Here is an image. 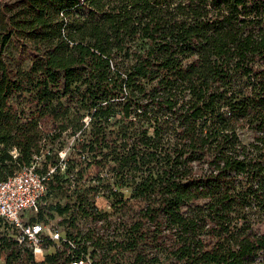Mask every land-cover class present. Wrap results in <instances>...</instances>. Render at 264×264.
<instances>
[{
	"label": "trees",
	"instance_id": "16d2710c",
	"mask_svg": "<svg viewBox=\"0 0 264 264\" xmlns=\"http://www.w3.org/2000/svg\"><path fill=\"white\" fill-rule=\"evenodd\" d=\"M34 162L37 264H264V0H0V181Z\"/></svg>",
	"mask_w": 264,
	"mask_h": 264
},
{
	"label": "built area",
	"instance_id": "2783aa9c",
	"mask_svg": "<svg viewBox=\"0 0 264 264\" xmlns=\"http://www.w3.org/2000/svg\"><path fill=\"white\" fill-rule=\"evenodd\" d=\"M58 158L62 170L64 153L59 152ZM35 167L36 162L31 163L0 181V221L14 230L12 237L16 244L26 247L34 258L45 254L48 248L54 249L51 246L44 248L48 242L53 246L66 242L73 248L69 241L64 240L63 231L57 224L35 220L40 209H45L48 205L46 181L53 172V168L47 166L44 174H38ZM96 196L99 197L100 194ZM68 264H89V261L84 257Z\"/></svg>",
	"mask_w": 264,
	"mask_h": 264
},
{
	"label": "rangeland",
	"instance_id": "374dc122",
	"mask_svg": "<svg viewBox=\"0 0 264 264\" xmlns=\"http://www.w3.org/2000/svg\"><path fill=\"white\" fill-rule=\"evenodd\" d=\"M3 1H8V0H3ZM93 177V175H86V178H89V177ZM103 191V190H102ZM125 195H126V193H125ZM93 203H94V205H95V207H97V209H99V210H103V211H108V208H107V206H106V202H105V200L101 197V196H96V197H94V200H93ZM37 217H36V221H38V222H43V223H49V222H53V223H55V224H57V219L58 218H56V217H53V218H49L46 214H45V209H40V211H39V213L36 215ZM2 221H0V231L3 229V225H2ZM87 224V223H86ZM91 226V225H90ZM82 227V229L83 228H86L87 227V225H82L81 226ZM260 230L261 231H264V224L260 227ZM54 250L53 249H51V248H48L47 250H46V253L45 254H51V252H53ZM43 255H44V253H42V256H36L35 258L33 257V261H34V263H39V262H41L42 260H43ZM2 264V263H1Z\"/></svg>",
	"mask_w": 264,
	"mask_h": 264
}]
</instances>
